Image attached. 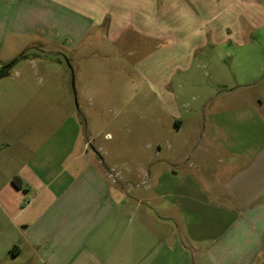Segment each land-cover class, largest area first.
<instances>
[{"label":"crops","instance_id":"crops-1","mask_svg":"<svg viewBox=\"0 0 264 264\" xmlns=\"http://www.w3.org/2000/svg\"><path fill=\"white\" fill-rule=\"evenodd\" d=\"M181 1L196 5V16L204 4ZM243 1L264 12L258 0L235 3ZM174 4L0 0V49L8 37H37L74 52L88 39L118 44L133 34L160 41L161 20ZM255 35L243 37L241 31L240 41L232 43L228 33L213 50L205 43L193 47L184 66L169 65L170 79L152 82L172 121L166 132L172 136L190 122L197 134L208 137L211 146L202 151L186 140L183 148L168 145L169 158L150 167L107 165L101 154L99 160L89 153L83 131H56L69 141L37 153L30 149L26 164L12 169L9 184L0 189L1 212L10 228L9 240L3 241L8 240L10 253L27 254L26 264H264V93L246 95L258 83L264 87L262 66L247 65ZM233 53L239 64L238 70L232 66L235 81L223 68ZM162 54L159 48L148 55L153 72L161 71ZM207 67L211 72L203 74L215 89L203 97L193 73ZM178 72L188 76L185 89L199 112L184 115L178 102L183 92L167 90ZM179 150L202 153L199 163L178 161ZM14 177L22 179L25 192L14 186Z\"/></svg>","mask_w":264,"mask_h":264},{"label":"rangeland","instance_id":"rangeland-1","mask_svg":"<svg viewBox=\"0 0 264 264\" xmlns=\"http://www.w3.org/2000/svg\"><path fill=\"white\" fill-rule=\"evenodd\" d=\"M174 2L161 20L163 37L160 41L133 34L118 44L106 39H88L74 52L58 46L57 42L37 37L6 39L0 49V189L9 184L12 169L26 164L30 149L45 151L48 146L69 141L56 131H83L89 153L99 160L101 154L107 165L126 163L134 167L140 163L150 167L169 158L168 145L183 148L186 140L196 150L211 146L208 137H203L202 131L197 134L190 122V126L187 122L172 136L166 132L173 126L172 121L160 105L152 82L170 79L172 68L169 65L184 66L189 49L205 43L206 48L213 50L214 42L224 39L228 33L233 34L230 42H239L241 31L243 37L256 33L250 43V56L247 54L251 63L247 65L262 66L264 75V12L245 1L238 5L235 0H203L196 16V5L188 7L181 0ZM257 2L264 8V0ZM162 11L164 13L165 9ZM218 14L219 17L213 19ZM188 34H193L195 39ZM159 48L163 51L161 71L153 72L147 59ZM165 50L170 51L164 53ZM234 59L235 53L228 55L223 68L226 78L235 81L232 66L238 70L239 64ZM141 60H144L142 65ZM139 63L137 71L135 64ZM210 72L207 67L205 71L193 73L199 83L198 93L203 97L215 89V85H211L212 89L208 86V78L203 74ZM176 74L167 90L176 95L183 92L178 102L184 115L199 112V103L190 101L185 89L188 76L181 72ZM261 84L252 86V91L246 95L262 96ZM202 109L204 111V106ZM184 153L179 150L178 161L199 163L202 153L200 156L194 151ZM214 166H217L216 161ZM3 206L0 199V264H26L27 254L15 258L7 249L10 228L1 212ZM6 237L8 240L3 241Z\"/></svg>","mask_w":264,"mask_h":264},{"label":"trees","instance_id":"trees-1","mask_svg":"<svg viewBox=\"0 0 264 264\" xmlns=\"http://www.w3.org/2000/svg\"><path fill=\"white\" fill-rule=\"evenodd\" d=\"M13 184L15 187H17L19 190H23L26 191L24 182L22 181V179L20 177H14L13 179Z\"/></svg>","mask_w":264,"mask_h":264},{"label":"water","instance_id":"water-1","mask_svg":"<svg viewBox=\"0 0 264 264\" xmlns=\"http://www.w3.org/2000/svg\"><path fill=\"white\" fill-rule=\"evenodd\" d=\"M6 68V67H5ZM8 68V67H7Z\"/></svg>","mask_w":264,"mask_h":264}]
</instances>
